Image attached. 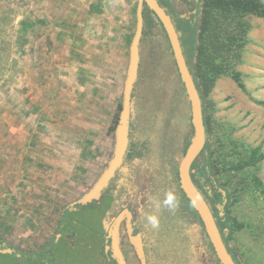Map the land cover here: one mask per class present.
Here are the masks:
<instances>
[{
    "label": "rangeland",
    "instance_id": "obj_1",
    "mask_svg": "<svg viewBox=\"0 0 264 264\" xmlns=\"http://www.w3.org/2000/svg\"><path fill=\"white\" fill-rule=\"evenodd\" d=\"M137 7L138 0H0V236L19 255L2 253L0 264L108 263L100 232L121 200L117 192L129 189L124 170L108 200L69 208L76 229L73 246L60 242L36 260L29 257L50 248L61 211L91 190L114 156ZM23 19L32 21L33 28L23 31ZM246 19L249 39L236 65L243 87L222 75L206 94L212 127L207 159L212 150L219 153L212 160L223 165L226 176L225 166L234 163L226 155L239 161L256 147L264 153V105L258 102L264 101V18ZM144 25L132 92V113L139 110L141 120L135 133L144 136L149 124L154 152L166 147L161 161L167 171H160L159 189L170 199L172 214H179L193 262L197 251L205 249V234L202 227L195 228L199 217L182 197L177 167L182 146L193 135L190 104L167 36L152 17ZM245 169L250 183L240 188L241 202L230 208V216L243 225H235L231 237L227 231V241L238 264H264V158ZM253 174L262 182L260 188L253 185ZM146 177L142 173L138 179V196L149 189ZM241 180L233 176L231 181L238 185ZM228 202L218 204L222 216Z\"/></svg>",
    "mask_w": 264,
    "mask_h": 264
},
{
    "label": "flooded vegetation",
    "instance_id": "obj_2",
    "mask_svg": "<svg viewBox=\"0 0 264 264\" xmlns=\"http://www.w3.org/2000/svg\"><path fill=\"white\" fill-rule=\"evenodd\" d=\"M157 1L163 8L165 7L164 10L166 9L165 12L167 14L169 10L172 8L175 14L181 20L190 21L191 23H195L197 13L200 8L199 3L202 2V0H157ZM164 4L166 5L169 4L170 6L169 7H167L168 5L163 6ZM183 12L188 14L185 15L183 14ZM150 15L152 16L155 22L156 25L155 27H159L161 32L162 31L164 32L160 21L155 17V15L151 10H150ZM170 18L174 24L175 19L177 17H175L174 19V17L170 15ZM155 27L152 28L154 29ZM174 67L177 72V68L175 64ZM132 98H134V93L132 94ZM151 110L152 112L154 111V113H157L153 108H151ZM136 115H137V111H135V114L132 113V117L130 121V130H129L130 142L128 145L126 155L124 156L123 162L116 169L113 177L109 180L108 185L101 191L99 197L92 200V201L99 200L101 202L108 200V195L112 193V190L119 187V180L121 179L122 176L121 174L122 172L120 171L121 170L126 171V183L129 182L128 178H130L129 189L127 190L126 188H124L122 189V191H120L121 190L120 189L117 192L116 199L120 197L121 200L120 202H117V206L114 208L113 212L108 218V226L106 227V229L100 232L101 238L105 241L104 248L102 249V251L107 256L108 259V263L106 260H104L105 263L119 264L118 260L114 257L113 237L111 233L114 227L116 226L117 228H115L116 229L115 234L118 235L119 249L121 254L123 255L125 264H222L214 251L212 243L205 231L204 224L197 212L196 213L199 217L200 225L198 226V228L197 227L195 228L199 229V227H202V231L205 234V241H204L205 249L204 251L201 252L200 250H198L196 259H193V262L191 261L190 258L192 257L193 254L192 251L193 247L191 245V249H189L187 248V244L185 246L184 235L186 234V232L185 230L183 232L179 228V225L181 226L182 224L181 219L178 218L179 214H172L173 210H172V205L170 204L171 203L170 199L166 195H163L162 191L161 194L159 189L162 187L160 185L161 182L159 177L160 171L162 170L167 171L166 166L163 165V162L161 161L162 154L167 153L166 147H160V149L154 152L155 140L152 137V133L148 130V127L149 129L151 128L149 124L148 125L146 124L145 126L146 128H144V130L147 131L145 132L146 134L144 136H142L137 131L135 133V128L141 127V120L140 119L138 120ZM138 115H139V110H138ZM189 126L190 129L193 130L191 123L189 124ZM181 127L182 126H180V128ZM133 130H134V134H133ZM177 134L181 137H184V132L182 130H179ZM190 137L191 135L188 136V138ZM185 143L186 144L182 146L180 157H183L187 149L186 148L187 142ZM160 144H162L161 141ZM207 150L208 148L206 143V146L202 151L201 155L196 159V161L192 165V172H197L201 174L202 173L201 170H203V168L205 169L207 168V164H204L202 167L204 161L207 163L208 160L207 156L209 153H206ZM180 157L178 159V163L180 162L179 160H181ZM111 160H109V164ZM142 173L146 174V176L148 177L147 186L149 187V189L147 190V192H145L144 195L141 194L140 196H138L137 195L138 193L137 190L139 187L138 179L139 177L140 178L142 177ZM162 185H163V181H162ZM182 197L185 200H187V202L192 206L190 200L184 194L182 195ZM210 198L213 203V198L211 196ZM180 204L183 206L182 201L180 202ZM67 210H69L68 207L61 211L60 222L58 228L56 229V234L52 237L53 238L52 249L54 247H57V245L60 242L66 243L65 244L66 247H71L75 243L74 241L76 235V233H74L76 230L74 229L75 220L74 217L70 214V210L69 211ZM214 216L216 217L215 214ZM223 220L226 219L222 218V221ZM216 223L219 227L218 224L219 220L217 219V217H216ZM130 228L132 229L131 232H130ZM173 229L175 230L173 231ZM221 233L225 241V244L228 247V251L231 253L236 264H238L237 260L239 261V258L228 245V241H227L228 234L225 231V228H223V231H221ZM132 237H134L135 239H137L138 237V239H140V243L142 244V251H143L142 258L137 253L136 247L132 242ZM0 239L6 241L7 246L13 248L12 252H15L17 254V249L14 245L10 244L2 236H0ZM175 239L176 240L179 239L181 245H176ZM181 246L182 248H180ZM50 251L52 250L47 249L45 253L48 254ZM135 258L136 260L134 261ZM51 263H56V262H51Z\"/></svg>",
    "mask_w": 264,
    "mask_h": 264
},
{
    "label": "trees",
    "instance_id": "obj_3",
    "mask_svg": "<svg viewBox=\"0 0 264 264\" xmlns=\"http://www.w3.org/2000/svg\"><path fill=\"white\" fill-rule=\"evenodd\" d=\"M167 5L164 4L163 6H170L169 4ZM199 7L195 23L181 20L172 8L170 10L168 9V15L173 16L174 19L177 17L174 26L179 33L184 56L201 97L204 125L207 134V148L210 149L211 143L209 138L212 135V127L206 111L207 90H209V85H212L214 81L222 75L231 76L243 87L241 82V71L236 68V65L237 61L242 57L245 45L249 39L248 32L251 29V25L246 17L253 15L264 18V0H202V2L199 3ZM150 10L151 9L147 5H144V21L152 17L150 16ZM20 23L23 31H28L29 28H33L32 21L30 20L23 19ZM3 63H0V71L3 69ZM258 102L264 105V101ZM192 136L188 139L186 148H188ZM220 143H222V141H220ZM236 143L237 142H235V144ZM213 155H215L217 159L220 157L219 153H213V150L211 151L207 163L204 161L202 164V167L204 164H207V168L201 170V174L203 175L197 172H192L191 174L194 183L197 185L219 220L218 224L220 230L223 231V228H228L230 233L229 237H231L234 226L242 227L243 225L239 223L234 216H230V208L231 205L241 202L240 188H246L250 183L246 180L245 172L247 170L245 168L256 167L259 161L264 158V153L260 151L259 147H256L250 150L248 154L239 161H236L233 155H226V158L234 161V163H231L229 166H225V171L228 173V176L225 175L223 165L221 166L219 163L213 162ZM231 169L239 171L236 173L233 172V175H231ZM216 174L219 178H223L222 183L215 177ZM233 176L238 177L239 180L242 179L240 181L241 184L238 183V185H234L231 181ZM213 178H215L217 184ZM252 181L254 182L253 185H257V187L260 188L262 182L256 174H253ZM223 190H226V196L223 194ZM261 190L264 192V188H261ZM210 196L213 198V203ZM227 198L229 199L228 203H230L229 209H226V214L222 216L219 214L220 210L217 209V205L224 202ZM222 218L226 220L222 221ZM177 242L178 245H181L179 239ZM52 243L53 238L49 241L50 248H48V246L47 248L44 247L43 250H39L34 253L35 255L29 258L36 260L37 256L39 255L41 257L47 249L52 250ZM17 256L19 255L17 254Z\"/></svg>",
    "mask_w": 264,
    "mask_h": 264
},
{
    "label": "water",
    "instance_id": "obj_4",
    "mask_svg": "<svg viewBox=\"0 0 264 264\" xmlns=\"http://www.w3.org/2000/svg\"><path fill=\"white\" fill-rule=\"evenodd\" d=\"M144 5H147L151 9L155 17L160 21L162 25V29L167 36L170 49L172 51V57L176 65L177 72L179 74L180 80L183 84L187 99L190 104L189 121L193 127V136L185 154L183 155L178 165V179L180 188L184 192L185 196L190 200L194 210L199 214L204 224L205 231L220 262L222 264H236L231 253L228 251V247L225 244L222 233L216 223V217L214 216L209 203L206 201L205 197L203 196L197 185L194 183L191 175L192 165L201 155L207 143L203 106L199 91L196 87V83L184 56L179 33L176 30L170 16L165 12L164 8L159 4L157 0H138L137 29L131 43V63L124 89L122 110L116 127V150L114 156L107 169L104 171L99 180L94 184L91 190L80 199L71 203L68 208L77 205H84L91 202L93 199L98 198L101 194V191L108 185L109 180L113 177L116 169L121 165L124 156L126 155L130 142L129 130L133 105L132 92L138 78L140 64L139 46L143 37L144 30ZM221 208V205H217V209L220 210L219 214L222 215L223 212L221 211ZM115 228L117 227L115 226L113 231L111 232L113 237L114 257L118 260L119 264H125L123 255L121 254L119 249L118 235L115 234ZM131 230L132 229L130 228V232ZM225 231L227 232L228 228H225ZM132 242L136 247L137 253L142 258L143 251L140 239H138V237L137 239L132 237ZM12 251L13 248L7 246L6 241L0 239V253H10Z\"/></svg>",
    "mask_w": 264,
    "mask_h": 264
}]
</instances>
